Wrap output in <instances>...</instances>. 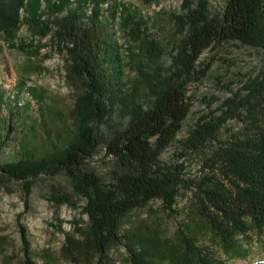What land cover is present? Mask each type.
<instances>
[{
    "label": "trees",
    "instance_id": "16d2710c",
    "mask_svg": "<svg viewBox=\"0 0 264 264\" xmlns=\"http://www.w3.org/2000/svg\"><path fill=\"white\" fill-rule=\"evenodd\" d=\"M118 16L132 41L153 42L144 17L119 0H0V42L13 47L23 24L41 39L49 36L65 56L69 83L79 90L70 125L42 142L35 127L24 128L10 107V122L0 132V186L22 181L29 198L40 177L66 174L73 179L89 219L80 239L66 237L63 254L74 264H114L110 251L117 246L126 249L131 264H153L151 251L166 245L160 246L153 234L147 240L139 231L124 232V222L152 201H161L169 216L179 217L182 189L192 195L198 219L226 247L234 248L235 238L250 229L264 232V66L219 110L199 118L182 142V158L206 153L213 144L203 175L186 177L183 163L161 162L191 113L190 86L208 75L210 65L201 62L206 52L239 43L258 51L264 62V0H225L217 14L207 0H183L180 12L172 15L176 40L169 51L152 43L145 57L130 52L134 80L126 79L113 33ZM4 96L0 91V106ZM230 122L240 125V132L230 129ZM224 129L230 133L221 140ZM9 142L15 148L2 159ZM103 147L115 161L111 182L86 167ZM20 218L23 264H53L46 255V261H36ZM178 228L191 264L215 263L195 244L188 227L179 221Z\"/></svg>",
    "mask_w": 264,
    "mask_h": 264
},
{
    "label": "rangeland",
    "instance_id": "374dc122",
    "mask_svg": "<svg viewBox=\"0 0 264 264\" xmlns=\"http://www.w3.org/2000/svg\"><path fill=\"white\" fill-rule=\"evenodd\" d=\"M119 1L132 12L144 17L152 43H159L162 49L170 50L176 40L172 15L180 12L183 0ZM207 1L214 14L221 12L225 6V0ZM113 33L121 47L126 79L134 80L137 71L130 52L145 57L152 43L145 45L147 40L132 41L125 35L119 16L113 26ZM3 40L0 42V91H4L6 103L0 106V132L10 122L12 107L20 115L16 120L24 128L35 127L38 141L46 140L47 134L58 137L57 134L63 132L72 121L70 113L79 94L76 86L67 79L65 56L57 50L49 36L41 39L32 33L27 24L21 26L12 41L13 47L9 45L10 42ZM140 48L143 51L139 53ZM167 51L164 55L166 61L170 57ZM201 62L210 65L208 75L201 82L190 86L188 96L192 105L191 113L175 142L161 157L162 164L183 163L186 166V177L190 178H199L204 174L205 157L214 149L211 144L206 153H194L182 158V142L188 137L190 129L195 127L202 116L219 110L224 100L240 91L248 79L256 76L264 66L263 56L258 51L239 43L216 47L206 52ZM24 81L23 88H18L17 85ZM30 88H34L38 97L33 95ZM114 121L118 123L120 120L116 117ZM228 127L235 128L236 132L241 130L236 122H230ZM229 133L224 129L219 139L225 140ZM15 135L11 133L10 138L13 139ZM14 148L10 142L3 146L2 159H8ZM86 167L94 170L106 182H111L116 166L114 159L108 156L103 147ZM181 193L178 201L182 212L179 217L169 216L161 201H152L133 212L124 222V232L139 231L147 240L154 235L160 246L166 245L165 250L151 251L153 264L192 263L181 243L179 221L189 228L195 244L203 252L212 254L214 264H255L264 261V232L250 229L247 234L235 238L234 248H228L198 219L192 195L184 189ZM62 198L70 202L63 203ZM85 204L74 190L73 179L66 174L40 177L29 198L26 197L22 181L5 182L0 186V264L24 263L19 216L20 222L28 229L31 249L37 262L46 261V255L47 261L53 264H74L65 257L63 249L67 235L78 240L81 238L79 231L88 227ZM168 249L169 255L164 254ZM110 256L114 264H131L122 246L114 247Z\"/></svg>",
    "mask_w": 264,
    "mask_h": 264
}]
</instances>
